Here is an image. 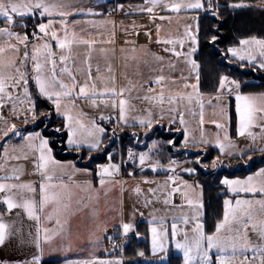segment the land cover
<instances>
[{"label": "snow or ice", "instance_id": "1", "mask_svg": "<svg viewBox=\"0 0 264 264\" xmlns=\"http://www.w3.org/2000/svg\"><path fill=\"white\" fill-rule=\"evenodd\" d=\"M226 8H244L250 7V5L244 3H227ZM155 8H160L162 11L170 10L174 13L183 11H194L196 16L190 17V19L197 21L196 31L192 32V25H186L184 30V37L180 39H165L160 41L157 39V43H163L165 45H172L171 48L165 47L164 52H171L176 57L183 56L185 62L190 64L193 74L195 75L196 82L192 84H185L184 88H191L192 92L187 94V101L191 103L194 98L196 102L201 106V126L204 124L203 120V100L199 97L200 86V65L195 59H190L193 54L198 50L200 42V26L199 19L200 13L204 15H210L217 18L219 21L221 18L220 8L221 5L213 0H145V4L139 8L141 12L153 13ZM114 10H123V5H117L116 9H109L111 13ZM38 13L39 17L43 19L45 16L49 17L47 23L40 22L34 25V30L31 34L32 39H29L28 34H20L12 30L17 26V18L22 21L25 17L32 16L35 18ZM72 15H103V13H97L93 9H85L83 7H77L73 3H68L66 0H0V19L4 21V27H0V36L7 37L8 41L0 46V121H3L6 125L5 128H0V143H3L4 151L3 156L8 157L9 143L11 138H19L22 143L19 146H12V151H16L17 147L21 151L27 148L31 151H38L39 157L36 164L37 169H45L46 161L52 163V148L50 145L54 142L44 135V130L47 128L48 123L51 122L53 114L62 118V123L53 129V132H58L66 135V145L75 150L78 155L82 156L83 150H87L89 153L88 159L93 158L92 154L100 151H107V148L111 145L113 138L116 136V128H113L112 135L108 138L109 143L104 144V137L108 135L106 128L103 126V122L107 121L112 123L116 121L117 127H133L140 126L151 131L155 124H159L160 119L165 118V109L162 107L154 115L151 108L143 110V114L131 116L128 115L129 106L127 101L122 95L127 91L126 88L120 87L117 89L114 78L111 85L105 84L102 88H98L96 83L93 82L91 71L87 78L81 84L76 80L73 71L66 66L68 57L64 55V50L69 49L70 45H87L91 47L93 41L90 39H83L74 31H70L68 27V17ZM53 16H58L60 19L58 23L60 25V32L54 29L53 25L57 23ZM161 20L168 19L170 16L159 17ZM106 23L107 21H103ZM79 23V22H76ZM88 23H95L94 21H88ZM19 27L27 28V25L20 23ZM157 37H159L160 26L157 25ZM38 30V31H37ZM219 31V24L211 25L205 33V41L211 45H216L219 42L218 35L214 34ZM62 33V35L60 34ZM145 35H149L145 33ZM185 38L188 42V51H176V45L179 44L181 48L184 47ZM17 41L16 44L11 43L12 40ZM55 42V48L59 49V52L53 50V43ZM29 44H31V56H29ZM19 45H23V55L20 56ZM221 56L228 58V62L231 63L236 60L240 63L241 67H251L253 71H264V38H258L251 36L249 38H242L239 40L238 46H229L226 49H219ZM11 53V55H7ZM58 56L60 64L59 74L56 72ZM33 61V75L31 78L27 75L26 65L28 60ZM157 60H163V57L157 56ZM50 65V72L46 73V66ZM99 72V68H97ZM67 76L71 82L65 83L63 79L59 77ZM97 79L103 80L102 77ZM30 80L34 81L35 92L30 91ZM163 76L157 77V81L162 82ZM149 83H152L150 81ZM175 83V81H173ZM242 83L235 78H230L227 75L221 74L219 77V86L217 88V94L214 99L220 103L219 107V120H213L212 123L218 130L212 139L206 138L203 128L201 127L199 137L190 136L186 127V121L184 119V113L177 107H170L167 112L169 113L168 123L172 125L175 123L176 114L179 115V123L185 125L183 129L184 139L181 142L184 149L191 150L196 148L197 152L203 151L206 155L207 149L214 147L218 149L221 155H227L228 157H234L236 155L243 156L245 150H237V145L229 136L228 132V107L227 103H224L227 98L235 96V111H236V132L238 136H244L245 133L252 138L253 144L255 143L256 136L248 129L253 125V122L257 119V113H264V92L258 94H243L241 92ZM78 88V91H77ZM151 88L148 92H152ZM161 91L160 103L163 104V89ZM87 97H102L100 103L105 108H110L112 113L118 115H104L101 114L98 118H93L88 123H85L82 119V113L73 114L72 108L75 107L74 100ZM111 98V99H107ZM145 100L149 99L148 96L144 97ZM180 99H184V96H180ZM10 102V103H9ZM211 102V101H209ZM48 104L47 109L39 108L40 104ZM93 105H96V100H92ZM173 100L169 99L171 105ZM28 105L27 107H21L22 105ZM10 108V115L13 117H19L23 115L24 129L18 128L15 124H9V121L3 116V109ZM260 119H264L261 116ZM44 124V128L38 131L28 132L27 127L38 128L40 124ZM168 131L171 133L173 129L169 127ZM176 132H180L181 129H175ZM147 135V131L144 133ZM133 137H136L135 143L139 144V134L132 133ZM167 145L175 148V141L168 140L165 142ZM204 148L201 149L200 146ZM157 142L152 141L147 146L146 151L136 152L132 146L127 149V158L124 159L123 154L119 163L114 162L113 158L116 155V150L108 153V163L99 164L97 166V175L100 177V184L103 186L106 183V177H112L114 174H118L122 165L131 162L134 165L138 161V167L141 172L145 168H151L153 171L165 167L159 159L153 160L152 153L157 150ZM248 151H259L264 154V142L262 146L254 147L250 145ZM18 158V157H17ZM252 157H248L250 161ZM202 157L196 155L194 161L190 163L200 165L203 169L209 168L215 170L224 165V161L219 156L212 159L210 164H202ZM248 161H245L247 163ZM179 166V162L169 158L167 170L175 175L176 168ZM61 168H67L73 171H77L72 162L67 165H59ZM184 173L189 175L195 174L197 169L195 167H186L181 169ZM85 174H89L87 169H84ZM133 173H129L132 175ZM174 175L168 176V180L176 184ZM49 179L51 177H48ZM16 179L19 177H0V180ZM152 183V181H147ZM221 186L226 187L230 193H251L253 195L260 194L264 197V167H261L255 173L241 178H228L224 177L219 181ZM183 188L173 187L170 194L179 192L181 196L187 201L188 206L193 209L191 217L185 215L183 217V223L187 226L190 221H197L194 227L191 229V234L188 230H184L182 233L178 229L176 223L171 225V230L166 225L163 217L159 218V227H150L148 231L151 233V248L154 255L168 252V241L174 245L175 249L182 253L183 264H264V220L259 222H253V215L251 209L253 206L258 205L261 213H264V198L259 200L248 199H236L235 206L232 201L225 199L223 201L224 211L223 220L218 222L215 226V232L212 234H206L203 224L199 222L202 216L203 209V187L198 182L189 184L187 181H183ZM53 185H45L41 183L39 185V201L34 199L23 200L22 203H17L14 199V189H27L28 192L34 193L36 189L31 184L23 183H3L0 182V193H3L2 202L7 206V210L10 212L14 208H23L30 219H34L37 223V237L35 240L36 253L32 256L31 260L26 264H40L41 256L43 254L42 242L40 239L41 229L39 227L41 216L37 214L44 212L47 205L55 204L57 206L63 203L65 193L52 191L48 189L54 188ZM200 189L199 192L196 190ZM135 191L139 192L137 187ZM151 193H155L154 189L148 190ZM191 197V198H190ZM150 202V201H149ZM170 201L166 198L164 203L168 204ZM64 209H67V205H63ZM59 211V208H57ZM46 219L51 220L52 214H48ZM247 221L252 222V232L256 234L259 243H253L249 238L246 231L248 225ZM173 220L178 219L172 217ZM158 218L153 216L149 224L157 223ZM57 224L60 223L57 219ZM233 224L239 225L245 229L244 233H240V227L233 228ZM6 225L2 218H0V244L5 240ZM113 227H119L122 229L120 233L123 236H127L134 230V224L131 222H121L119 225H113ZM44 243H50L52 239L58 235L56 229H44ZM222 232L224 234H222ZM139 236V233H137ZM182 235V239L180 238ZM109 241H112L113 237H108ZM119 245L113 244V247ZM215 250V261L212 258V252ZM231 253L229 255L228 253ZM251 252L252 258L248 259L247 256L243 260L238 259V254ZM137 255L143 256L144 253L138 252ZM163 259V257H161ZM20 264V262H16ZM69 264H122L120 260L113 259H84L77 260L75 262H69Z\"/></svg>", "mask_w": 264, "mask_h": 264}, {"label": "crops", "instance_id": "2", "mask_svg": "<svg viewBox=\"0 0 264 264\" xmlns=\"http://www.w3.org/2000/svg\"><path fill=\"white\" fill-rule=\"evenodd\" d=\"M66 2L73 3L77 7H83L85 9L91 8L97 13H103V15H72L68 17L70 31L76 32L83 39L93 41L91 47L83 44H73L70 45L69 49L64 50V55L68 57L66 66L73 71L76 80L82 84L88 76L89 69L93 82L96 83L98 88H102L105 84L111 85L114 78L117 89L120 87L127 89L120 98L127 101L129 106L128 115L130 118L131 116L143 114V110L149 108H151L155 115L162 107L165 109V118L160 119L157 116L156 118L160 120V123L157 125L154 122L153 128L173 126V132L181 135L182 142L184 139L183 129L185 125L179 123L178 113L176 114L175 123L172 125L168 123L169 113L167 110L170 107H177L184 113L189 135L196 137L197 129L200 128L196 112L198 110L200 111V104L196 102V98L189 103L186 97L188 93L192 92V89L184 88L185 84L190 85L196 82L193 70L190 64L185 62L183 56L176 57L171 52L163 51L165 47L171 48L172 45L157 43V39L163 41L165 39L176 40L183 38L186 25H192V32H195L194 20L190 19V17L195 16V12L182 10L179 13H174L170 10L162 11L160 8H155L153 13L149 14L139 10L145 4V0L138 3H121L115 0H66ZM117 5H123V10H114L110 13L109 9H116ZM259 6L264 7V5ZM161 15L170 16L171 19L161 20L159 18ZM25 18L35 21V25L40 22L47 23L49 19L47 16L41 19L38 13L35 18L32 16ZM52 19L57 21L53 25L54 29L60 32V25L58 23L60 17L53 16ZM88 21H94L95 23H88ZM103 21L107 22L104 23ZM20 23L28 24L21 21L20 18H17V26L13 27L12 30L20 34L26 32L31 40L34 26L30 28L27 25V28H22L19 27ZM157 25L160 26L159 37H157ZM4 26V21L0 19V27ZM145 33L149 35H145ZM60 34L62 35V33ZM7 41V37L0 36V46H3ZM11 43L16 44L17 41L13 39ZM52 43L53 50L59 52V49H56L54 46L55 42L53 41ZM23 47V45H19L20 56L23 55ZM175 47L176 51L186 53L189 48L186 38L183 48L179 44ZM31 51V44H29V56H31ZM7 55H11V53H7ZM194 55L195 53L190 59H195ZM157 56L163 57V60H157ZM56 60V72L59 74L60 67L63 65L60 64L58 56ZM33 63L29 59L25 69L30 78L35 75L32 68ZM97 68H99V72H97ZM47 72H50V65L46 66ZM160 76L164 77L162 82L157 81V77ZM97 77H102L103 80L97 79ZM59 78L71 86V82L66 75ZM150 81L152 83H149ZM149 88L153 91L148 92ZM161 89H163V104L160 103ZM35 90L34 81L30 80V91L34 93ZM209 95L199 92V97L203 101ZM145 96H148L149 99L145 100ZM180 96H184V99H180ZM170 98L173 100L171 105L169 104ZM93 99L96 100V105H93ZM102 99L105 98L87 97L75 99L73 102L75 107L71 111L74 115L82 113V119L87 117L86 114H92V118H95V115L100 116L101 114L118 115V110L116 113H112L110 108H105L100 103ZM84 102H87V104H84ZM83 105L87 108L86 110H89L88 112L84 111ZM27 106L25 104L21 107ZM2 111L3 116L9 121L10 125L15 124L20 129L25 128L23 115L18 118L11 116L9 114L10 108L8 107ZM52 117L60 118L55 114ZM96 119L98 120V117ZM5 127L4 122L0 121V128ZM104 127L107 133V128H109L111 133L113 128H116V130L129 128L126 126L117 127L116 124L113 128L108 126ZM177 128H180L181 131L176 132L175 129ZM38 130L40 129H34L30 126L27 127L28 132ZM181 142L179 149L189 151L182 147ZM8 143L10 145L8 157L3 156L4 147L3 143H0V177L18 176L19 179H6L0 180V182L31 184L36 189L34 193L28 192L26 188L14 189V199L17 203H22L26 199L39 201V185L41 183L56 186L48 189L49 192L57 191L65 193L61 205L57 206L50 203L46 206L44 212L37 210V214L41 216L39 224L41 229L40 239L43 247L41 261L58 259L60 260L59 264H69V262L84 259H114V255H121L123 247L130 237L133 236L129 233L125 237L120 234L122 232L121 228L113 227V225H119L121 222H124L123 204H127L129 210L128 216L130 214V205H132L129 193L131 185L130 179L125 180L122 178L125 175L122 174L121 168L118 174H114L112 177H106V183L102 186L100 184V177L96 174L97 168L95 171L88 168L83 164L85 160L82 161V164H78L72 159H56L53 153H51L53 162L49 163L46 161L45 169H37L38 151L34 152L27 148L21 151L19 147H17L16 151H12V146L21 145L22 141L19 138H11ZM157 146L158 149L154 150L151 154L153 155L152 159H159L163 165H168L169 158H164V156L159 155L161 146L159 143H157ZM200 148L203 149L204 146L201 145ZM194 149L196 148L193 147L191 151H194ZM160 154H163V152L161 151ZM120 161L121 158L114 160L117 163ZM69 162L74 164L77 171L59 167V165H67ZM103 163H108V161H104ZM186 163L187 167H193V163ZM84 169H87L89 174H85L83 172ZM144 170L148 171L146 176L131 177L133 179L139 177L143 181H153L154 178H168L166 175L168 174V170H165L164 167L156 171H153L151 168H145ZM184 174L187 173L179 169L178 175L174 179L177 182L182 179L188 183L197 182L187 179L184 177ZM48 177L51 178L49 179ZM114 184H117L119 187L120 210L114 203L117 195V192L113 189ZM224 189L226 190V187ZM135 194L138 195L137 193ZM3 195V193H0V198ZM173 201L179 204L182 203L181 195L178 192L173 194ZM64 204L67 205L66 210L63 207ZM57 208H59V211H57ZM134 208L133 214L137 215L145 214L153 210L159 211L158 207L152 208L146 205L144 196H137ZM48 214H52L53 218L51 220L45 218ZM0 218L8 225L5 240L0 244V264H16V262L26 264L36 253V221L30 219L23 208H14L9 212L7 206L3 204L2 199H0ZM57 219L60 221L59 224L56 222ZM145 222L148 223V221ZM46 228L56 229L59 233L50 243L43 242V230ZM108 237H113L112 241H109ZM113 244L119 246L114 248ZM174 255H179V253ZM136 262L138 260H134V264Z\"/></svg>", "mask_w": 264, "mask_h": 264}, {"label": "trees", "instance_id": "3", "mask_svg": "<svg viewBox=\"0 0 264 264\" xmlns=\"http://www.w3.org/2000/svg\"><path fill=\"white\" fill-rule=\"evenodd\" d=\"M115 1L121 3H138L144 0ZM263 1L264 0H218L219 4L221 5V18L219 21L217 18L211 17L210 15H204L203 13L200 14V42L194 58L200 65L199 92L201 94L216 93L219 86V77L221 74L227 75L230 78H235L241 82H246L242 83V93L264 92V71H253L251 67L247 66V62H245V66L248 67V69H240L233 65L235 62L240 64L238 61H232L229 63L228 58L221 56L219 51V49H226L229 46L237 45L239 40L242 38L251 36L264 38V7L256 5L257 2ZM213 2L215 3L217 0H213ZM227 3H244L250 5V7L237 9L226 8L225 5ZM22 21L31 24V19L29 18H24ZM214 24H219V31L214 33L218 35L219 42L216 45H211L205 41V33L208 28ZM39 108L47 109L48 104H40ZM51 120L52 122L48 123V126L51 127V130H44V135L54 141L50 147L52 148V153L56 159H72L78 164H82V161L85 160L83 164L93 171L96 170L98 164L106 160V154L111 151L112 146L108 147L107 151L93 153V158L91 159H88L89 153L87 150H83L82 156L78 155L75 150L65 145L66 135L53 132V129L62 123L61 118L51 117ZM43 126L44 124L41 123L38 128L34 129H42ZM169 127L173 129V126H168L167 130L164 131L163 128L156 127L157 130L154 131V135L150 137L149 143L156 141L160 144L161 151H168L171 153L168 156L169 158L178 157V154L184 153L179 149L181 135L174 133L173 131L170 133L168 131ZM107 129L108 135L104 137V144L108 142V138L110 136L109 128ZM126 140H128L127 135H125L121 140L123 145L126 143ZM168 140H174L176 148L167 145L165 142ZM186 153L189 155L194 154L191 152ZM217 154L218 152L216 149H210L208 154L204 156L202 162L207 163L211 160V158L213 159V157L218 156ZM113 159H117V154ZM241 160L245 161V159L237 158L235 156L232 157L231 161L238 162ZM263 164L264 157L258 159L257 161L251 162L247 165V167H241L238 170H234L236 172L222 168L217 170L210 168L206 171L200 167V165L193 164V167L197 169L196 173L192 175L184 174V177L189 180L197 181L203 187L202 199L206 215L204 223L207 230L213 229V226L222 218L223 215L222 202L227 193L225 192L224 186H221L219 183L220 176H222V174L231 175L248 173L249 171L259 168ZM121 170L122 174L124 175H129L130 172L133 173L131 176H146L148 173V171L145 170L141 172L137 163L134 165L131 162L122 165ZM138 226L141 227V223L138 224ZM139 239L140 240H137L136 235L130 237L128 242L123 247V253L125 256L135 255L136 252L141 249L146 252L145 249L148 247L147 241L145 239ZM59 261L60 260L58 259H47L42 260L40 264H57ZM166 264H181V257L170 254Z\"/></svg>", "mask_w": 264, "mask_h": 264}, {"label": "rangeland", "instance_id": "4", "mask_svg": "<svg viewBox=\"0 0 264 264\" xmlns=\"http://www.w3.org/2000/svg\"><path fill=\"white\" fill-rule=\"evenodd\" d=\"M177 2H179V0H177ZM256 5H264V1L263 2H257ZM200 14H202V13H200ZM196 15H197V13L195 12V16ZM34 22L35 21H31V24H27V25L31 28L35 25ZM194 24H195V31H196L197 21L194 20ZM247 38H249V37H247ZM235 46H238V44ZM235 61L236 60H233V62H235ZM233 65H235L238 68L243 69V70L248 69V67H246V66L241 67L240 64H238L237 62L233 63ZM258 93H261V92L243 93V94H258ZM216 94H217V92L210 94L203 101V109L202 110H203L204 124L202 126L200 124L201 106H199L200 111L198 110L196 112L198 120H199V126H200V128L197 129V132H196L197 138L200 135L201 127L203 128L205 137L209 138V139H212L214 137V134L218 131L216 129L215 125L212 123L213 120H219L220 103L214 99ZM209 101H211V102H209ZM224 103H227V107H228L229 123H228L227 127H228L229 136L233 140V142L237 145V150H239V149L245 150L243 156L236 155V157L237 158H243V159H245V161H248V157H252V159L250 161H248L247 163H245V161H242V160L235 162V161H231L232 157L230 158L227 155H221L219 153L218 149H216V151L218 152L217 155L220 157L221 160H223L225 162L224 165L219 167V168L234 171V170L240 169L241 167H247V165L250 164L251 162L257 161L258 159H261L264 157V154H262L259 151H248L247 150L250 145H253L254 147H260V146H262V142H264V119H260L261 116H264V113H257L256 114L257 119L253 122V125L248 129V131L252 132L256 136L255 143L253 144L252 138L249 137L247 135V133H245L244 136H238L237 135V132H236L237 117H236V111H235V105H236L235 96L233 95L232 97L227 98V100ZM84 104H87V102H84ZM83 107H84V105H83ZM86 109L87 108L84 107V111L88 112L89 110H86ZM86 115H87V117H85V119H83V121L85 123H88L93 118L91 116L92 114H86ZM94 117L99 118V116H96V115ZM51 122H52V120H51ZM43 128H44V126H43ZM45 130L50 131L51 127L47 126V128ZM156 130H157L156 128H153L151 131H148L146 128H143V127H129L125 130H116V136L113 138L114 142H112L111 145L109 146V147L112 146V149L110 152H112L115 149L116 154H117V158L122 157V154H123L124 159H126L127 154H124L123 152L127 151V148H125L127 146L128 147L132 146L133 150L136 152L147 150V146L152 143V142L149 143L150 137L152 135H154V131H156ZM163 130L166 131L167 128H163ZM146 131H147V135L144 134ZM132 133H138L139 134V140H140L139 144L135 143L136 137H133ZM109 135L111 136L112 133L110 132ZM125 135L128 136V140H126V143L123 145L121 140ZM108 143H109V140H108V142H106V145ZM210 149H215V148L214 147L208 148L206 154H208V151ZM182 151L184 153L178 154L179 155L178 157L172 158V159H175L176 161L179 162V166L176 168L175 175L168 171L167 172L168 174H166L167 177L170 175H174V177L177 176L179 169L186 168L187 167L186 162L189 163L190 161H194L196 159V155H200L202 157V160L205 156V153L203 151L197 152L196 149H194V151H191V150H189V151L182 150ZM110 152H108V153H110ZM160 152H159V155L164 156V158H169L168 156H169V154H171L168 151L167 152L162 151L163 154H160ZM186 152H191L194 154L189 155ZM108 153L106 154V160L105 161H108ZM152 157H153V155H152ZM154 158H156V157H154ZM160 158H161V156H160ZM213 158H215V157H213ZM211 161H212V158L207 163L202 162V161L201 162H202V164H210ZM261 167H264V164L261 165L259 168H261ZM219 168H217V169H219ZM259 168L252 170V171H249L248 173H244V174H231V175L230 174H222V176H220V179H222L224 177L243 179V178L247 177L248 175L258 171ZM164 169L167 170V165H165ZM217 169H215V170H217ZM234 172H236V171H234ZM140 177H143V176H140ZM122 178L125 180L130 179L131 185L129 188V193H130L131 203H132V205H130L129 216H128L129 210L127 208V204H125V203L123 204L124 205V210H123L124 211V214H123L124 222L125 223L131 222L134 224V230L131 231L130 234H132L134 236L136 235L137 240H140L139 238L145 239L148 243V247H147V249H145L147 253L143 249L138 251V252L142 251L144 253L143 256L137 255L138 252H136V254L132 255V256H125L123 251H122L121 255H118V254L114 255L115 258L113 260H120V261H122V264H134V260H138V262H136V264H165L168 262V258H169L170 254H178L179 253V255L181 257V264H183L182 253L179 250L175 249V247L171 243L170 239L168 241V249L169 250H168L166 256L163 253H159V254L154 255L152 252V248H151V233L148 231V229L150 227H159V218L163 217L165 219V222H166V225L169 229V232L171 230V225L173 223H176L178 226V229L181 231V233L184 230H188L191 234V229L194 227V225L197 221H190L189 225L186 228V226L183 223V217L185 215H188L189 217H191L193 214V209H191L188 206L187 201L182 196H181L182 203L179 204L178 202L173 201V194H170L171 189L173 187L183 188L182 182L184 180L179 179L180 181H178L176 184H173V182L169 181L168 178H166V179L154 178L152 183H148L147 181H143L142 179H139V177L133 179V177H131V175L130 176L125 175ZM189 184H193V183H189ZM137 187H139V189H140L139 192L135 191V189ZM113 189L115 192H117L116 200L114 201V203L117 205V207H119L118 209L120 210L121 209V206H120L121 202H120V198H119V187H118V185L114 184ZM149 189H154L155 193L153 194V193L149 192L148 191ZM196 191L199 192L200 189H197ZM225 192L227 193V195L223 198V201L225 199H229L232 201L233 206H235V200L236 199L259 200V199L264 198L260 194H255V195H253L251 193L236 194V193L228 192L227 189L225 190ZM135 193H137L138 195H136ZM137 196H144V199L146 201V205L151 206L152 208L158 207L159 211H156V210L148 211L147 213L141 214V215L133 214V212L136 208V207L134 208V203H135ZM166 196L170 201L168 204L164 203V199L166 198ZM141 201H143V199H141ZM202 201H203V199H202ZM223 211H224V206H223ZM251 212L253 215V222H259L260 220H264V213L260 212L258 205L253 206L251 209ZM153 216L157 217L158 221H157V223L150 225L149 221L152 220ZM205 216H206L205 215V209H204V205H203L202 216L200 217L199 222L203 224L204 231L206 234H212L213 232H215L216 224L223 220V215H222V218L213 226V229H211V230L206 229V226L204 223ZM127 217H129V218H127ZM172 217H177L178 219L173 220ZM145 221H148V223H146ZM140 223H141V227L138 226V224H140ZM245 223L248 225L246 231L248 233L249 238L253 241V243H259L256 234L252 232V228H251L252 222L247 221V219L245 218ZM236 227H240V226L233 224V228H236ZM244 231H245V229L243 227H240V233L243 234ZM137 233H139V236L137 235ZM222 234H224V233L222 232ZM180 238L182 239V235ZM228 254L231 255L230 252ZM252 255L253 254H251L249 252L240 253V254H238V259L243 260L245 256H247L248 259H251ZM161 257H163V259H161ZM215 257H216V252H215V250H213V252H212L213 261H215ZM57 264H59V262Z\"/></svg>", "mask_w": 264, "mask_h": 264}, {"label": "built area", "instance_id": "5", "mask_svg": "<svg viewBox=\"0 0 264 264\" xmlns=\"http://www.w3.org/2000/svg\"><path fill=\"white\" fill-rule=\"evenodd\" d=\"M116 124V121L114 120L112 123H108L107 121H104L103 122V125L104 126H108V127H114V125ZM120 130V129H119ZM125 148H127L128 149V146L127 147H125ZM124 154H127V151H125L124 152ZM119 158H122V157H119ZM100 164H102V163H100Z\"/></svg>", "mask_w": 264, "mask_h": 264}]
</instances>
